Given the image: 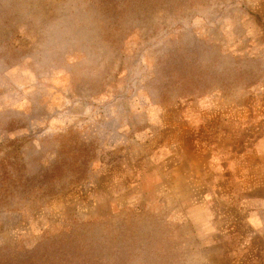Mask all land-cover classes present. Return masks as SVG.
I'll use <instances>...</instances> for the list:
<instances>
[{
    "label": "rangeland",
    "instance_id": "374dc122",
    "mask_svg": "<svg viewBox=\"0 0 264 264\" xmlns=\"http://www.w3.org/2000/svg\"><path fill=\"white\" fill-rule=\"evenodd\" d=\"M0 264H264V0H0Z\"/></svg>",
    "mask_w": 264,
    "mask_h": 264
}]
</instances>
